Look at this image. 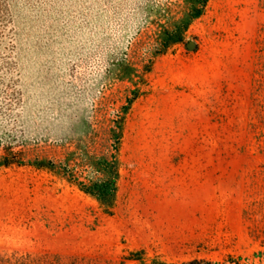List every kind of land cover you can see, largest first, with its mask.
I'll return each mask as SVG.
<instances>
[{"label":"rangeland","instance_id":"obj_1","mask_svg":"<svg viewBox=\"0 0 264 264\" xmlns=\"http://www.w3.org/2000/svg\"><path fill=\"white\" fill-rule=\"evenodd\" d=\"M189 9L0 0V156L59 161L74 142L110 152L141 86L112 215L47 171L0 168V264H264V0H209L159 53ZM134 250L141 260L126 258Z\"/></svg>","mask_w":264,"mask_h":264},{"label":"trees","instance_id":"obj_2","mask_svg":"<svg viewBox=\"0 0 264 264\" xmlns=\"http://www.w3.org/2000/svg\"><path fill=\"white\" fill-rule=\"evenodd\" d=\"M188 2L190 4L189 13L178 19L173 26L164 27L161 31V49L159 53L164 54L174 45L184 42L185 32L194 20L204 14L209 0H188ZM146 71H151L150 66ZM122 77L129 79L131 72H125ZM140 93L141 86H135L132 90L133 96L129 99L128 105L124 107L123 116L114 121V126L110 130L112 141L110 152L98 154L91 151L88 145L74 142L75 150L68 151L65 157L58 161L39 156L26 159L23 151H15L14 147L6 146L4 154L0 156V168L17 165L47 171L77 186L85 194L95 199L105 213L112 215L119 196L122 167L121 146L125 115L128 113L130 105L140 96ZM142 255L143 250H134L126 258L141 260ZM22 260L25 263L32 264V259H28V257H24ZM152 264L169 263L156 257L152 260ZM184 264H212V262L195 259Z\"/></svg>","mask_w":264,"mask_h":264},{"label":"water","instance_id":"obj_3","mask_svg":"<svg viewBox=\"0 0 264 264\" xmlns=\"http://www.w3.org/2000/svg\"><path fill=\"white\" fill-rule=\"evenodd\" d=\"M187 46L189 48H193L195 46V42L191 40V41L188 42Z\"/></svg>","mask_w":264,"mask_h":264}]
</instances>
